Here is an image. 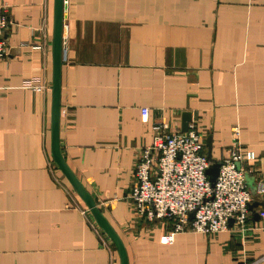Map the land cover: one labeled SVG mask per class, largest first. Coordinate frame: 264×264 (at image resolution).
I'll use <instances>...</instances> for the list:
<instances>
[{
  "label": "crops",
  "instance_id": "crops-1",
  "mask_svg": "<svg viewBox=\"0 0 264 264\" xmlns=\"http://www.w3.org/2000/svg\"><path fill=\"white\" fill-rule=\"evenodd\" d=\"M54 0H0V264H120L51 155ZM59 144L64 161L121 239L128 264H264V195L241 232L176 234L128 197L155 125L191 114L227 157L239 129L264 180V0H66ZM39 79L42 93L23 88ZM149 109L146 124L140 109ZM204 152L207 153L206 147ZM255 181L247 177L253 192Z\"/></svg>",
  "mask_w": 264,
  "mask_h": 264
},
{
  "label": "built area",
  "instance_id": "built-area-1",
  "mask_svg": "<svg viewBox=\"0 0 264 264\" xmlns=\"http://www.w3.org/2000/svg\"><path fill=\"white\" fill-rule=\"evenodd\" d=\"M65 15L64 11V19ZM8 25L0 12V61L6 55L2 34ZM23 88L42 93L48 86L36 78L25 81ZM148 119L149 109L141 108V123L146 124ZM153 132L152 145L141 151L135 166L128 197L133 213L148 223L169 222V233L164 238L167 244L176 234L185 232L204 236L227 232L230 223L245 231L254 197L264 195V180L249 165L254 156L240 144L239 129L233 130L235 138L228 155L219 162L214 188L206 175L209 161L204 137L194 120L186 133H169L168 127L160 124L153 127ZM247 177L254 178L253 192L247 187Z\"/></svg>",
  "mask_w": 264,
  "mask_h": 264
},
{
  "label": "water",
  "instance_id": "water-1",
  "mask_svg": "<svg viewBox=\"0 0 264 264\" xmlns=\"http://www.w3.org/2000/svg\"><path fill=\"white\" fill-rule=\"evenodd\" d=\"M64 0H54L53 3V25H52V38H51V62H52V82H51V155L53 162L58 170L65 176L77 196L85 204L87 210L93 217L98 228L108 237L115 247L120 264H128L127 254L124 245L116 234V232L109 225L107 220L103 217L90 194L83 188L75 175L67 166L64 161L59 144V129H60V95H61V68L65 55V48L63 46V12L65 6ZM191 122V114L186 112L181 116V133L188 131V125ZM207 149V159L209 161V168L206 175L214 188L216 178L218 176L220 163L212 158L211 155V137L205 141ZM253 205H250V209ZM193 214L189 215L191 219ZM232 223H230V226Z\"/></svg>",
  "mask_w": 264,
  "mask_h": 264
},
{
  "label": "rangeland",
  "instance_id": "rangeland-1",
  "mask_svg": "<svg viewBox=\"0 0 264 264\" xmlns=\"http://www.w3.org/2000/svg\"><path fill=\"white\" fill-rule=\"evenodd\" d=\"M200 133H201V132H200ZM201 134L205 136V134H203V133H201Z\"/></svg>",
  "mask_w": 264,
  "mask_h": 264
}]
</instances>
